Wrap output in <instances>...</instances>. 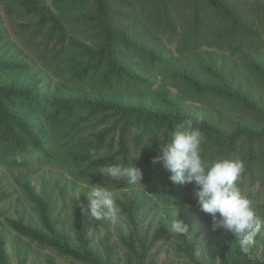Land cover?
<instances>
[{
  "label": "trees",
  "instance_id": "obj_1",
  "mask_svg": "<svg viewBox=\"0 0 264 264\" xmlns=\"http://www.w3.org/2000/svg\"><path fill=\"white\" fill-rule=\"evenodd\" d=\"M6 3L37 29L45 27L47 38L55 39L57 45L65 44L71 31L66 49L72 63V84L85 88L75 95L59 92L49 100L40 93L37 82L8 81L5 74L22 66L14 58L0 57L1 150L19 154L31 143L48 153L35 124L36 114L46 111L49 104L54 116L83 114L84 121L103 128L82 142V149L74 153L78 160L87 162V169L110 164L140 168L141 183L120 181L129 188L141 185L162 192L164 204L176 207L177 214L165 211L150 236L148 230L141 231L138 218L144 200L132 189L116 201L126 220L125 235L115 230L119 240L112 244L108 241L110 221L98 222L105 233L98 250L88 238V223L77 199L72 237L51 218L55 197L63 194L58 182L41 181L37 188L23 181L20 186L37 214L38 225L17 214L6 219L5 227L56 251L72 264H143L147 251L163 236L173 253L186 259L185 264H264V239L259 242L257 234L249 250L241 252L230 233L219 227L210 229L209 223L214 225L210 214L206 213L209 223L202 222L195 211L199 206L195 186L172 184L162 165L152 163L160 146L170 141L175 125L192 119L202 132L200 148L205 161L240 159L244 162L238 181L242 193L250 186L264 189V0ZM75 32L82 36L76 37ZM174 37L180 42L175 49L168 45ZM157 75L164 85L176 89L180 99L150 96V82ZM185 100L190 104L185 105ZM80 199L86 204L83 194ZM174 219L187 226V234L168 232L166 227ZM204 243L208 244L205 255L198 252ZM7 252L5 233L0 231V264H10ZM46 261L54 264L49 258Z\"/></svg>",
  "mask_w": 264,
  "mask_h": 264
},
{
  "label": "rangeland",
  "instance_id": "obj_2",
  "mask_svg": "<svg viewBox=\"0 0 264 264\" xmlns=\"http://www.w3.org/2000/svg\"><path fill=\"white\" fill-rule=\"evenodd\" d=\"M0 31V57L14 58L16 63L22 66L10 74H5L8 81L15 80L26 85L37 82L40 93L49 100L59 92L63 95H75L74 93L81 88H85V86L72 84L74 82L72 63L68 60L70 53L66 49L72 39L68 36L73 37L70 30H68L65 44L57 45L55 39L47 38L45 27L37 29L21 13L13 11L6 0H0ZM75 34L78 38L82 36L77 32ZM171 41H168V45L174 49L175 45L180 44L175 37ZM133 58L136 60V57ZM150 90L152 98L159 96L180 99L176 89L170 85H164L159 75L152 76ZM184 104L189 105L190 101L185 100ZM53 111L52 105L49 104L46 111L36 114L35 127L40 129L39 136L48 153L36 149L31 143H27L19 154L18 151L3 152L0 147V231L5 233L10 264H20L23 260L25 264H47V258L54 264H72L70 259L59 255L56 251L16 235L5 227L6 219L13 218L17 214L23 215L26 221L30 220L34 225H38L37 214L20 186L23 181H29L37 188L41 181L52 185L58 182L63 188V194L58 193L55 197L51 218L58 229L68 232L72 237L75 236L77 226L76 214L73 211L74 200L77 199L78 194L80 196L83 194L88 199L89 188L96 185L108 187L113 192L115 201L123 194L131 193L132 189H137L136 195L144 200L138 215L141 219L140 228L141 231L148 230L150 236L158 225V219H164L165 211L171 210L172 215L176 216V207L164 204L165 198L162 192H154L141 185L129 188L120 180L100 174L95 168L87 169V162L79 161L74 153L82 149L81 144L89 134L100 130L103 126L84 121L83 114L68 115L64 112L54 116ZM243 194L252 201L257 214L264 217V189L250 186ZM80 196L77 200L81 208L83 203ZM189 196L188 193L187 197ZM195 207L202 222L209 223L206 213L201 211L199 206ZM81 214L84 215L82 211ZM84 217L88 223V238L91 245L101 250V244L105 240L104 229L90 216ZM110 225L111 236L108 241L118 244L119 239L115 230L125 235L126 220L120 213L115 221H110ZM209 227L214 231L212 223H209ZM258 236L259 242L264 239V226ZM207 245L204 243L198 252L204 254ZM211 246L214 247L213 243ZM261 249H263L262 244ZM147 253L143 264L186 263L183 256L173 253L165 236L156 240ZM121 257L124 262L125 258Z\"/></svg>",
  "mask_w": 264,
  "mask_h": 264
},
{
  "label": "clouds",
  "instance_id": "obj_3",
  "mask_svg": "<svg viewBox=\"0 0 264 264\" xmlns=\"http://www.w3.org/2000/svg\"><path fill=\"white\" fill-rule=\"evenodd\" d=\"M202 141L199 127L192 119H185L175 125L170 141L160 146L159 154L152 163L162 165L169 173L172 184H193L200 210L212 216L214 230L219 227L230 233L235 246L246 253L264 226V217L257 214L252 201L239 187L244 162L224 158L209 163L201 156ZM99 173L116 180L123 179L129 185H136L142 180L140 168L123 164L104 166ZM89 189L87 202L81 205V211L97 222L115 221L121 209L113 192L99 185ZM166 228L169 233H188L187 226L178 219L170 221Z\"/></svg>",
  "mask_w": 264,
  "mask_h": 264
}]
</instances>
